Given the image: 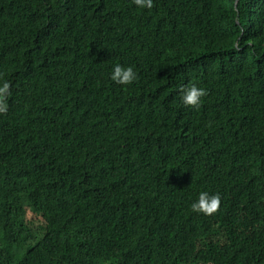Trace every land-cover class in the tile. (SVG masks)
<instances>
[{
    "label": "trees",
    "instance_id": "obj_1",
    "mask_svg": "<svg viewBox=\"0 0 264 264\" xmlns=\"http://www.w3.org/2000/svg\"><path fill=\"white\" fill-rule=\"evenodd\" d=\"M0 80V264H264V0H0Z\"/></svg>",
    "mask_w": 264,
    "mask_h": 264
},
{
    "label": "clouds",
    "instance_id": "obj_2",
    "mask_svg": "<svg viewBox=\"0 0 264 264\" xmlns=\"http://www.w3.org/2000/svg\"><path fill=\"white\" fill-rule=\"evenodd\" d=\"M133 4L139 8L150 9L153 5V0H132ZM109 79L119 85L131 84L137 78V72L132 65L121 63H113ZM9 95V82L0 80V113L7 110L6 100ZM206 95V89L197 86L196 83H188L181 85L179 89V102L185 106L198 108L201 104V99ZM220 193L201 190L196 194L194 200L190 203V208L194 212L209 215L216 211L220 204Z\"/></svg>",
    "mask_w": 264,
    "mask_h": 264
}]
</instances>
